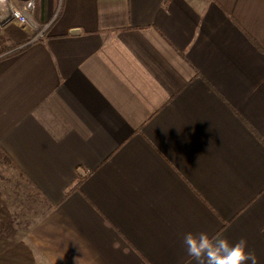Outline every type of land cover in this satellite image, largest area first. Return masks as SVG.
<instances>
[{"label": "crops", "instance_id": "1", "mask_svg": "<svg viewBox=\"0 0 264 264\" xmlns=\"http://www.w3.org/2000/svg\"><path fill=\"white\" fill-rule=\"evenodd\" d=\"M32 1L49 25L0 56V148L54 207L34 249L195 264L205 232L264 264V0Z\"/></svg>", "mask_w": 264, "mask_h": 264}, {"label": "rangeland", "instance_id": "2", "mask_svg": "<svg viewBox=\"0 0 264 264\" xmlns=\"http://www.w3.org/2000/svg\"><path fill=\"white\" fill-rule=\"evenodd\" d=\"M0 12L1 36L7 27L2 23L6 15L3 4H0ZM5 46L6 42H0V50ZM30 189V185L17 177L13 170L1 169L0 264H49L30 244L28 234L31 226L52 213L54 207L32 196Z\"/></svg>", "mask_w": 264, "mask_h": 264}, {"label": "clouds", "instance_id": "3", "mask_svg": "<svg viewBox=\"0 0 264 264\" xmlns=\"http://www.w3.org/2000/svg\"><path fill=\"white\" fill-rule=\"evenodd\" d=\"M183 243L195 264H257L255 253L248 249L243 238L233 244L226 238L210 237L205 232H189L185 234Z\"/></svg>", "mask_w": 264, "mask_h": 264}, {"label": "built area", "instance_id": "4", "mask_svg": "<svg viewBox=\"0 0 264 264\" xmlns=\"http://www.w3.org/2000/svg\"><path fill=\"white\" fill-rule=\"evenodd\" d=\"M0 4L6 9V15L2 20L4 26L14 25L29 34L31 36L29 43L44 37L49 24H38L32 19L31 13L34 8L32 0H0Z\"/></svg>", "mask_w": 264, "mask_h": 264}, {"label": "trees", "instance_id": "5", "mask_svg": "<svg viewBox=\"0 0 264 264\" xmlns=\"http://www.w3.org/2000/svg\"><path fill=\"white\" fill-rule=\"evenodd\" d=\"M31 36L24 33L14 25H8L5 27L2 35L0 36V42H6L7 46L0 50V56L6 57L22 50L28 45ZM1 169L13 170L15 175L23 179L27 184L30 185V181L26 178L23 172L14 164L10 157L0 148V171ZM76 185V184H75ZM75 185L71 186L66 190L64 197H67L70 192L74 191ZM31 195H36V189L30 186Z\"/></svg>", "mask_w": 264, "mask_h": 264}, {"label": "water", "instance_id": "6", "mask_svg": "<svg viewBox=\"0 0 264 264\" xmlns=\"http://www.w3.org/2000/svg\"><path fill=\"white\" fill-rule=\"evenodd\" d=\"M79 32H78V30H72V31H70V35H75V34H78ZM77 172L83 177L84 176V174H83V172L79 169V170H77Z\"/></svg>", "mask_w": 264, "mask_h": 264}]
</instances>
